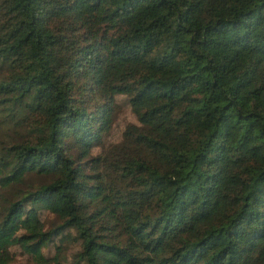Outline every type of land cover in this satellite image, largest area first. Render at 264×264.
<instances>
[{
	"label": "trees",
	"instance_id": "1",
	"mask_svg": "<svg viewBox=\"0 0 264 264\" xmlns=\"http://www.w3.org/2000/svg\"><path fill=\"white\" fill-rule=\"evenodd\" d=\"M120 98L136 121L109 141ZM18 255L264 264V0H0V264Z\"/></svg>",
	"mask_w": 264,
	"mask_h": 264
},
{
	"label": "rangeland",
	"instance_id": "2",
	"mask_svg": "<svg viewBox=\"0 0 264 264\" xmlns=\"http://www.w3.org/2000/svg\"><path fill=\"white\" fill-rule=\"evenodd\" d=\"M122 100V98L118 100L119 106L115 112L112 126L105 136L109 141L120 139L122 130L124 129L125 125L130 121H136L135 115L131 112L128 105L125 104ZM44 220L46 226L53 225L57 221L56 217H53L48 213L44 214ZM44 251L50 253L52 251V247L45 248ZM12 264H31V262H29V259H27L26 257L18 255L12 262Z\"/></svg>",
	"mask_w": 264,
	"mask_h": 264
}]
</instances>
